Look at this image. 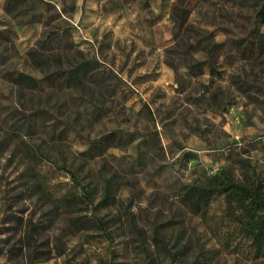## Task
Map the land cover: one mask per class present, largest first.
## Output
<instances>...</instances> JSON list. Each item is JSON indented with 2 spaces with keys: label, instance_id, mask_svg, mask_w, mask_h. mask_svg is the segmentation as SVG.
Masks as SVG:
<instances>
[{
  "label": "rangeland",
  "instance_id": "obj_1",
  "mask_svg": "<svg viewBox=\"0 0 264 264\" xmlns=\"http://www.w3.org/2000/svg\"><path fill=\"white\" fill-rule=\"evenodd\" d=\"M252 18L251 0H0V262L264 264L225 245L222 197L203 218L178 199L225 166L264 184V54L232 45Z\"/></svg>",
  "mask_w": 264,
  "mask_h": 264
},
{
  "label": "trees",
  "instance_id": "obj_2",
  "mask_svg": "<svg viewBox=\"0 0 264 264\" xmlns=\"http://www.w3.org/2000/svg\"><path fill=\"white\" fill-rule=\"evenodd\" d=\"M24 0H5V8L9 6L17 7ZM235 2L236 0H226ZM253 8L252 26L249 31L237 38L232 39V45L242 53L252 54L257 52L264 54V32L260 30L264 24V0H251ZM189 9L186 7H173L172 18L178 27L184 25ZM220 46L221 43H214ZM208 50V49H207ZM206 61L213 67L212 49L209 48ZM80 65L71 68V74L76 77ZM16 80L27 85H36L37 80L27 74L18 73ZM28 121L26 116L23 120ZM102 140H92L97 142ZM108 183L104 189L108 191ZM92 190H83L81 202L86 200L87 206L93 201ZM77 196H62L65 205L76 204ZM107 197H102V200ZM223 198V225L226 229L225 245L235 247L238 243L244 244L249 248L253 259L264 260V184L262 179L254 174L246 173L244 179H237L229 167H221L200 180L184 182L179 185L178 199L182 206L193 215L205 217L210 209L212 202L218 198ZM72 199V204L70 203ZM85 199V200H84ZM80 201V198H79ZM102 224L100 218L96 219ZM102 229V227H101Z\"/></svg>",
  "mask_w": 264,
  "mask_h": 264
},
{
  "label": "crops",
  "instance_id": "obj_3",
  "mask_svg": "<svg viewBox=\"0 0 264 264\" xmlns=\"http://www.w3.org/2000/svg\"><path fill=\"white\" fill-rule=\"evenodd\" d=\"M0 264H8V262H3V261H2V262H0Z\"/></svg>",
  "mask_w": 264,
  "mask_h": 264
},
{
  "label": "built area",
  "instance_id": "obj_4",
  "mask_svg": "<svg viewBox=\"0 0 264 264\" xmlns=\"http://www.w3.org/2000/svg\"><path fill=\"white\" fill-rule=\"evenodd\" d=\"M235 137L237 138V135H235Z\"/></svg>",
  "mask_w": 264,
  "mask_h": 264
}]
</instances>
